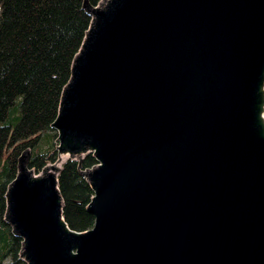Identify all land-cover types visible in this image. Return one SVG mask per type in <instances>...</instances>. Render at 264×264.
I'll return each mask as SVG.
<instances>
[{
  "label": "water",
  "instance_id": "water-1",
  "mask_svg": "<svg viewBox=\"0 0 264 264\" xmlns=\"http://www.w3.org/2000/svg\"><path fill=\"white\" fill-rule=\"evenodd\" d=\"M50 123L16 160L4 220L25 264H264V0H98ZM92 195L70 229L61 157Z\"/></svg>",
  "mask_w": 264,
  "mask_h": 264
},
{
  "label": "trees",
  "instance_id": "trees-1",
  "mask_svg": "<svg viewBox=\"0 0 264 264\" xmlns=\"http://www.w3.org/2000/svg\"><path fill=\"white\" fill-rule=\"evenodd\" d=\"M95 5L98 0H87ZM82 0H0V264H25L21 239L4 220V192L16 173V160L27 149L28 168L39 172L57 154L54 120L61 90L70 75L90 17ZM96 161L87 153L80 165L66 159L58 172L62 217L74 231L93 224L86 211L92 195L80 170Z\"/></svg>",
  "mask_w": 264,
  "mask_h": 264
},
{
  "label": "rangeland",
  "instance_id": "rangeland-1",
  "mask_svg": "<svg viewBox=\"0 0 264 264\" xmlns=\"http://www.w3.org/2000/svg\"><path fill=\"white\" fill-rule=\"evenodd\" d=\"M66 159L64 158V157H61V161L58 163V164H60V166H61V164L65 161Z\"/></svg>",
  "mask_w": 264,
  "mask_h": 264
}]
</instances>
